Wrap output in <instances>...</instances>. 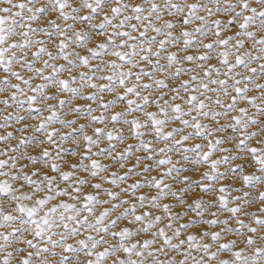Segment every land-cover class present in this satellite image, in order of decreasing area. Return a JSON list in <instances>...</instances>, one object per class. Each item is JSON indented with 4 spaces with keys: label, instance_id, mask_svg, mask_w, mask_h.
I'll return each instance as SVG.
<instances>
[{
    "label": "snow or ice",
    "instance_id": "snow-or-ice-1",
    "mask_svg": "<svg viewBox=\"0 0 264 264\" xmlns=\"http://www.w3.org/2000/svg\"><path fill=\"white\" fill-rule=\"evenodd\" d=\"M0 198V264H264V0H0Z\"/></svg>",
    "mask_w": 264,
    "mask_h": 264
},
{
    "label": "rangeland",
    "instance_id": "rangeland-1",
    "mask_svg": "<svg viewBox=\"0 0 264 264\" xmlns=\"http://www.w3.org/2000/svg\"><path fill=\"white\" fill-rule=\"evenodd\" d=\"M39 66V65H38ZM253 67H255L256 65H252ZM259 82V81H258ZM250 95L253 94V93H249ZM123 171V170H121ZM249 171H251V169H249ZM0 200H2V198H0ZM82 259H86V257H83V254H82Z\"/></svg>",
    "mask_w": 264,
    "mask_h": 264
}]
</instances>
